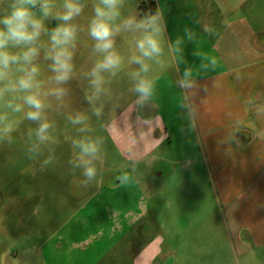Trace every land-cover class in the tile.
Listing matches in <instances>:
<instances>
[{"label": "crops", "instance_id": "0c3cea01", "mask_svg": "<svg viewBox=\"0 0 264 264\" xmlns=\"http://www.w3.org/2000/svg\"><path fill=\"white\" fill-rule=\"evenodd\" d=\"M190 1L195 15L181 17L178 24L171 20L172 38L167 33L176 47L167 50L162 66L148 61V75L156 78L153 99L143 107L135 105L137 98L131 101L107 130L126 162L122 172L129 169V162L138 168H165L158 175L166 176L167 204L173 203L169 191L177 185L186 186L180 199L193 200L194 207L182 206L188 217L180 231L213 230L220 226L233 257L252 258L264 264V140L257 138L251 128L254 123L256 129L264 130V114L257 116L258 111L264 113V0H240L232 5L223 1L226 15L221 12V0ZM188 35L193 39L189 40ZM177 38L181 43H176ZM213 58L214 68L210 63ZM138 68L134 64L132 70ZM186 69L192 73L189 78H183ZM182 78L190 87L178 85ZM184 109L191 128L182 120ZM230 137L234 138L232 142ZM176 150L185 151V157L179 158L173 152ZM186 168L197 170L190 172ZM199 170L208 175V195L200 192L201 188L198 190L195 174ZM108 181L115 192L90 193L84 207L77 211H88L87 221L84 218L75 229L94 227L98 239L110 237L115 246L123 245L126 239V246L133 251L131 264H156L164 258L165 238L153 235L139 248L140 235L133 233L153 207L150 203L142 207L143 199L134 192L124 202L116 192L122 185L121 179L112 177ZM189 184L195 185L191 191ZM115 193L125 208L117 211L116 225L110 226L106 216L110 209L106 206ZM205 210H210V217L192 223V215ZM152 223L147 231L156 229ZM157 227L172 230L167 218ZM80 259L91 260L87 255Z\"/></svg>", "mask_w": 264, "mask_h": 264}, {"label": "rangeland", "instance_id": "374dc122", "mask_svg": "<svg viewBox=\"0 0 264 264\" xmlns=\"http://www.w3.org/2000/svg\"><path fill=\"white\" fill-rule=\"evenodd\" d=\"M223 1H229L232 5L240 0L220 1L221 12L226 15L227 10L222 7ZM190 2V0H124L120 9L121 16L116 23L120 24L128 17L139 20L148 14L159 12L166 29L162 60L171 46L176 47L174 40L167 38V33L172 38L171 20L177 21L178 24L181 17L195 15V12H192L194 4ZM54 3L56 7L53 12L60 11L63 0H54ZM81 3L84 5L83 12L70 22L78 29L73 49L74 72L67 83L59 85L65 88L67 93L60 100L53 96L46 99L48 107L44 111V116L53 125L49 130L50 139L43 143L38 141L35 130L39 125L38 122L25 118L27 108L24 112L13 113L10 109L0 107V110L8 114L10 120L19 121L9 137L0 139V264H131L133 251L130 246H126V239L123 245L115 246L112 245L114 239L110 237L102 241L98 239L94 227L84 231L75 229L77 224L84 222V218L87 221L88 211H77L84 207L90 193L115 192L108 180L112 177L121 179L125 176L127 180L116 189L118 196L126 202L129 201L128 196L134 192L140 194L143 199L142 207L148 203L153 207L150 215L135 227L138 231L133 232L140 235L138 247L146 244L153 235L165 238L163 247L165 259L158 260L156 264H263L252 258L233 257L225 232L220 226H215L213 230L180 231L183 222L182 226H186L185 218L188 217L181 208L194 207V203L190 199L181 201L180 194L187 190L184 185L182 187L177 185L175 189L169 191L173 197L172 204L165 202L166 176L158 175L159 172L164 173L165 168L162 166L152 165L145 169L129 162V169L122 172L126 162L114 146L107 128L119 112L137 98L131 91L134 82L129 75L133 71L134 63L129 61L133 55H139L135 49V41L140 31L122 30L115 36V49L124 58V63L115 76L103 73L107 81L104 86L106 92L95 104V107H100L101 103L104 105L101 116L97 117L94 115V106L86 99V94H91L88 73L96 60L101 58V54L94 48L95 42L88 34L89 22L98 0H81ZM37 14L39 15L38 9ZM44 23L51 32L59 22L49 18ZM38 44L44 46L36 61L40 67L38 79L44 84L46 91L58 87L54 82H50L54 75L50 67L51 61L44 59L45 48H50L49 37L42 33ZM8 98L10 97H6ZM77 112L88 116L89 131L80 132L78 131L80 125H72L68 121L67 117ZM182 120L191 128L185 109ZM83 136L103 138L104 141L100 159L96 161L97 176L90 183L85 182L82 169L75 167L78 149L72 147V141ZM173 152L177 153L179 158L186 155L185 151ZM46 159H50L51 162L44 165ZM186 169L190 172L197 170ZM195 175L198 178V190L201 188L200 192L205 191L203 193L208 195L206 171L199 170ZM194 186L189 184L188 190L191 191ZM80 194L85 195V198ZM118 196L115 193L106 206V209H110L106 214L107 224L110 226L116 225L114 223L117 220V211L125 208L124 203L119 204L120 200L116 198ZM203 199L210 201L207 198ZM136 205L137 201L134 200L133 206ZM209 212L210 210L208 212L205 210L204 213L195 212L191 218L192 223L206 218L207 215L210 217ZM215 215L214 213V223H217ZM166 218L172 230L157 227L158 224H163ZM92 222V225L96 224L93 217ZM151 222L156 229L147 231L146 228ZM213 240L216 242H212ZM86 255L90 257V262L80 259Z\"/></svg>", "mask_w": 264, "mask_h": 264}, {"label": "clouds", "instance_id": "9594fccd", "mask_svg": "<svg viewBox=\"0 0 264 264\" xmlns=\"http://www.w3.org/2000/svg\"><path fill=\"white\" fill-rule=\"evenodd\" d=\"M123 2L124 0H98L88 26V34L95 42L94 48L101 54V58L96 60L88 73L91 94H86L97 117L101 116L104 105L101 103L100 107H95V104L106 92L104 86L107 81L103 73L115 76L124 63V58L115 49L114 39L122 30L140 31L135 41V49L139 55H133L129 61L139 65L137 70L129 74L134 82L131 91L136 94L137 107L147 105L155 95L156 78L148 75L151 67L148 61L162 66L166 29L160 13L148 14L139 20L128 17L117 24ZM55 7L54 0H0V107L10 109L13 113L24 112L27 108L25 118L38 122L35 135L41 143L50 139L49 130L53 127L44 116L48 107L46 99L49 96L62 99L67 90L59 85L67 83L74 72L73 49L78 29L70 22L84 10L81 0H63L62 9L53 12ZM49 18L59 22L51 32L44 23ZM42 33L49 37L50 43V48H45L44 51V59L51 61L50 67L54 73L50 82L58 85L46 91L44 84L38 79L40 67L36 63L41 48L44 47L38 44ZM185 33L188 34L189 31L186 29ZM187 38L191 40L193 36L188 35ZM176 43H181V39L177 38ZM210 63L214 68L215 59H211ZM191 75V71L186 69L183 78ZM183 78L177 82L178 85L182 88L190 87V83H185ZM262 114L264 113L257 112V116ZM67 119L72 125H80V132L90 130L87 126L89 118L84 113L77 112ZM18 123L17 120H10L8 114L0 110V139L9 137ZM251 128L257 138L264 140V130L256 129L254 123ZM233 140V137L229 138V142ZM103 143V138L90 136L72 141V147L78 149L75 167L82 169L86 183L92 182L97 176L96 161L100 159ZM50 162V159H46L43 164ZM125 180L126 176L121 178L122 183Z\"/></svg>", "mask_w": 264, "mask_h": 264}, {"label": "trees", "instance_id": "16d2710c", "mask_svg": "<svg viewBox=\"0 0 264 264\" xmlns=\"http://www.w3.org/2000/svg\"><path fill=\"white\" fill-rule=\"evenodd\" d=\"M156 8H154L153 10L155 11Z\"/></svg>", "mask_w": 264, "mask_h": 264}]
</instances>
